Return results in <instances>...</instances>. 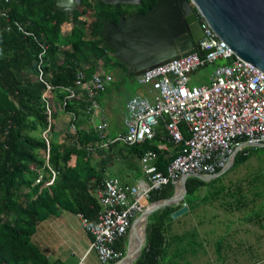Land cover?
I'll return each instance as SVG.
<instances>
[{
  "label": "trees",
  "instance_id": "trees-1",
  "mask_svg": "<svg viewBox=\"0 0 264 264\" xmlns=\"http://www.w3.org/2000/svg\"><path fill=\"white\" fill-rule=\"evenodd\" d=\"M149 3L146 5L151 7L156 0ZM0 10L9 16V22L0 17L2 24L12 25L11 31L4 30L0 35V264H56L33 241L39 224L63 211L83 216L89 227L98 223L103 206L96 190L105 179L107 166L98 169L94 162L106 142L107 148L115 146L111 143L113 138H103L96 128L79 127L89 102L76 88L77 72L83 71L86 80L95 74L129 73V67L115 58V51L104 35L107 24H118L121 17L127 18L129 14L124 6L107 5L102 0H83L72 14L58 9L55 0H0ZM43 47L46 81L55 87L47 98H43L47 86L39 80L38 70ZM129 75L136 80L134 74ZM60 87L77 89L78 98L66 101L68 93ZM48 104L60 109L54 108L49 115ZM60 111L74 113L76 118H71L67 131L57 141L53 135L57 132ZM71 126L76 133H70ZM49 129L50 146L44 137ZM157 132L158 137L151 142L123 145L128 169L137 173L141 157L153 151L155 164L161 171H167L169 153L159 148L166 143L160 139L164 128L159 127ZM168 145L171 152L177 153L178 147ZM110 153L113 157V152ZM259 153L264 154V147H244L230 170L244 166ZM50 168L57 176L53 185L45 186L52 178ZM41 175L43 180L36 183ZM224 175L210 182L189 178L187 196L199 195L207 188V195L201 197L204 203L221 202L223 208L233 212L256 205L257 210L246 215L244 221L263 228L264 201H258L264 198V182L259 177L248 181L247 191L242 184L231 188L218 186ZM175 192L176 187L169 185L153 193L149 202L171 198ZM183 207V204L169 206L149 216L146 243L133 264H163L174 242L169 238L172 215ZM126 238L115 244L118 251H122L120 243ZM175 238L182 241L183 236ZM224 241L216 242L219 260L223 257ZM121 253L122 259L126 251Z\"/></svg>",
  "mask_w": 264,
  "mask_h": 264
},
{
  "label": "built area",
  "instance_id": "built-area-1",
  "mask_svg": "<svg viewBox=\"0 0 264 264\" xmlns=\"http://www.w3.org/2000/svg\"><path fill=\"white\" fill-rule=\"evenodd\" d=\"M0 17L9 22L3 10ZM199 20L204 30L200 52L205 54L182 56L136 77L138 84L149 87L152 95H136L129 101L124 117L126 131L111 140L113 145H141L155 140L157 129L162 126L164 133L160 139L166 143L159 148L168 151V144L178 147L167 171H161L155 164L156 153L146 152L141 164L148 183L126 186L118 178H105L96 190L103 206L98 223L89 227L80 215L92 236L90 251L96 253L101 264H116L121 260L122 254L115 244L127 236L134 221L145 212L153 193L169 185L177 188L183 178L218 174L230 165L239 149L254 147L249 145L264 147V72L237 56L202 16ZM11 29V24L4 26L0 21V35ZM45 52L43 47L38 66L39 80L47 86L43 98L55 89L46 81ZM208 66H215L209 82L192 85V76ZM113 81L111 74H95L86 80L83 71L77 72L76 88L87 96L89 112L100 110L99 97ZM60 88L68 93L66 101L78 98L77 89ZM47 112L52 114L49 104ZM69 114L76 118L74 113ZM108 127L103 117L96 129L106 138ZM49 131L44 134L48 146ZM51 172L52 178L45 186L53 185L56 179L57 173L52 169ZM42 180L41 175L36 183ZM78 264H87L86 256Z\"/></svg>",
  "mask_w": 264,
  "mask_h": 264
},
{
  "label": "water",
  "instance_id": "water-1",
  "mask_svg": "<svg viewBox=\"0 0 264 264\" xmlns=\"http://www.w3.org/2000/svg\"><path fill=\"white\" fill-rule=\"evenodd\" d=\"M142 1L102 0L115 7L139 5ZM82 2L83 0H55V6L72 14ZM199 16L206 20L217 37L237 56L264 72V0H157L155 7L147 13L121 19L119 24H107L104 27L105 40L115 51V58L138 77L152 68L200 52L199 42L204 38V30ZM239 150L233 155L230 165L218 174L194 178L210 182L224 175L234 165ZM187 180L188 178H183L181 181L184 191L182 196H178L176 188L173 197L148 204L141 216L143 235L134 252L135 258L129 259V252L116 264L127 260L130 261L129 264H133L140 257L147 239L149 216L162 208L178 205L187 195ZM155 204L158 206L155 207ZM187 212L188 208L184 206L172 218H178Z\"/></svg>",
  "mask_w": 264,
  "mask_h": 264
},
{
  "label": "rangeland",
  "instance_id": "rangeland-1",
  "mask_svg": "<svg viewBox=\"0 0 264 264\" xmlns=\"http://www.w3.org/2000/svg\"><path fill=\"white\" fill-rule=\"evenodd\" d=\"M68 29H70V26H68ZM214 69L215 66H208L198 71L192 76V85H203L208 83ZM114 75L116 79L113 82L111 100L113 102L115 101L114 106L116 113H121L127 108L129 101L137 92L147 91L148 87L139 85L128 73L123 74L119 72ZM54 108L56 110L60 109L59 106H55ZM54 108H52V111ZM70 121L71 115L64 111H60L59 123L57 126L58 135L56 133L53 135L55 140H60L62 134L67 131V126L71 124ZM101 121L99 117H96L94 119L95 126ZM70 133H76V129L73 126L70 128ZM108 133L109 131L106 132V135L110 136ZM123 150V145H115L112 148L104 147L101 149V153L96 154L98 161L94 162V165L98 169H102L105 165L107 166L108 170H106L104 174L105 177L119 178L121 175L117 172L118 168H114L112 165L119 160V154L122 153ZM109 152L115 154L113 162L109 159V155L111 154H109ZM139 165L140 168L137 171V175L142 177L144 175V170L141 162H139ZM119 167L124 168L123 164H119ZM257 177L261 179V183L264 182L263 153L253 156L244 166L229 170L217 185L231 188L238 184H242L245 187L248 186V181L252 182ZM246 188L247 187H245V190L247 191ZM207 191L208 189L204 188L199 195H186L185 198L178 203V205L183 204L186 206L188 212L178 218H172L171 220L169 238L174 242L171 244L168 256L163 264H186L189 262L190 264H264V227L261 228L259 225L249 224L244 221V217L256 211L258 207L251 204L241 211H229L221 206V202H202L201 197L206 196ZM262 201H264V198L260 199L258 202ZM82 230L84 232V229ZM136 233H138L137 228L134 233L131 231L129 236L133 234V239H135V237L137 239L139 236H136ZM194 233L197 234L196 237L192 236ZM177 235L183 236L182 241L181 239L175 240L178 239L175 238ZM222 237L225 238L223 244L224 259L222 257V259L219 260L216 253V242ZM94 262L95 264H101L97 260ZM122 264H125V262Z\"/></svg>",
  "mask_w": 264,
  "mask_h": 264
},
{
  "label": "crops",
  "instance_id": "crops-1",
  "mask_svg": "<svg viewBox=\"0 0 264 264\" xmlns=\"http://www.w3.org/2000/svg\"><path fill=\"white\" fill-rule=\"evenodd\" d=\"M128 74H132L130 72V69ZM113 75L114 74H112V76ZM115 79L116 78H114V81ZM109 88H110L109 91L106 92L99 100L100 110H97L96 112H91V111L89 112L88 106H86L85 107L86 114H84L82 118L79 120V125L82 129L97 128V126L101 122L95 126L94 119L96 117L97 118L99 117L100 120H102V118L104 117L106 118L109 124L107 130L109 131L108 133L110 135L109 138H115L126 131V127L124 124L126 108L121 113H116L114 106L115 101L113 102L111 100L113 83L109 86ZM148 89L147 91L146 90L139 91L134 96L136 95L151 96L152 93L150 92V88L148 87ZM79 102L82 105L85 104L82 101V99H80ZM167 152L169 153L168 158L171 161L174 153L171 152L170 147ZM114 155L115 154L113 153V157L112 154L109 157V159L112 160V162L114 161V157H115ZM118 159L119 160L113 163L112 166H114V168H118L117 172L122 177L120 176L119 178L118 177L115 178H118L123 184L130 186L144 185L148 183V179L145 173L142 177H140L139 175H137V173L131 171L126 167L127 165L125 164V161L127 159V155L125 154V152L120 153ZM96 161H98L97 157H96ZM119 164H123L124 168L119 167ZM105 178H111V177H105ZM141 216H139L134 221L133 226L130 229L126 240L120 243L121 244L120 247L122 249L121 252H123V250L126 251V255L130 252L131 244L133 243V234H131V236H129V234L131 231H133L134 233L136 226L141 220ZM82 229H84V232ZM220 239H225V238L222 237L219 238L218 240ZM33 241L39 246L41 251L44 254H46L47 258L51 263L78 264L80 260L85 256H86L87 264H95L94 261L96 260L98 261L96 253L90 251L92 237L89 236L86 228L84 227L83 220L81 219L80 215H75L70 212L63 211L58 216L50 217L49 219L39 224L37 233L33 237ZM186 264H190V262Z\"/></svg>",
  "mask_w": 264,
  "mask_h": 264
},
{
  "label": "flooded vegetation",
  "instance_id": "flooded-vegetation-1",
  "mask_svg": "<svg viewBox=\"0 0 264 264\" xmlns=\"http://www.w3.org/2000/svg\"><path fill=\"white\" fill-rule=\"evenodd\" d=\"M152 1L153 0H143L139 5H121V6L125 7L124 11L127 12V14H129V15L127 18L121 17L120 20L121 19H129L130 17H132L136 14H139V13H147L148 11L152 10L157 3V0H156V3L153 6L150 7V6L146 5L149 2H150L149 4H151ZM120 20H119V22H120Z\"/></svg>",
  "mask_w": 264,
  "mask_h": 264
},
{
  "label": "bare ground",
  "instance_id": "bare-ground-1",
  "mask_svg": "<svg viewBox=\"0 0 264 264\" xmlns=\"http://www.w3.org/2000/svg\"><path fill=\"white\" fill-rule=\"evenodd\" d=\"M177 193H178V196H182L183 193H184V191H182V185H181V183L178 184ZM154 206L156 207V206H158V204L157 205H154ZM143 227H144L143 221L140 220V223L136 227L137 228V232H138V233H136V236H139V237H137V239L135 237L136 241H135V239H133V244H131V250H130V255H129L130 257H129V259H134L135 258V253L134 252L137 250V247H138L139 242L141 240V237L143 235ZM129 263H130L129 260H127L125 262V264H129Z\"/></svg>",
  "mask_w": 264,
  "mask_h": 264
}]
</instances>
